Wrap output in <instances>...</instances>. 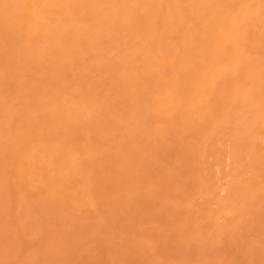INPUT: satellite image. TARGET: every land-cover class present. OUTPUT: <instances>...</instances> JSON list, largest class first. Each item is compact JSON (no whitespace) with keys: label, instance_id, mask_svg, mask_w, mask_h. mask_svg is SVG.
<instances>
[{"label":"bare ground","instance_id":"6f19581e","mask_svg":"<svg viewBox=\"0 0 264 264\" xmlns=\"http://www.w3.org/2000/svg\"><path fill=\"white\" fill-rule=\"evenodd\" d=\"M0 264H264V0H0Z\"/></svg>","mask_w":264,"mask_h":264}]
</instances>
